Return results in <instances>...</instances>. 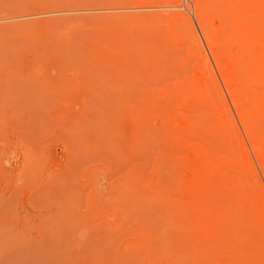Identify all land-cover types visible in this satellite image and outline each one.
I'll return each instance as SVG.
<instances>
[{"label": "rangeland", "instance_id": "1", "mask_svg": "<svg viewBox=\"0 0 264 264\" xmlns=\"http://www.w3.org/2000/svg\"><path fill=\"white\" fill-rule=\"evenodd\" d=\"M192 1L0 0V264H264V0Z\"/></svg>", "mask_w": 264, "mask_h": 264}, {"label": "bare ground", "instance_id": "2", "mask_svg": "<svg viewBox=\"0 0 264 264\" xmlns=\"http://www.w3.org/2000/svg\"><path fill=\"white\" fill-rule=\"evenodd\" d=\"M194 1V3L197 5H195L196 7H198L197 9H199V13H198V17L199 16H201V18H198L199 20H200V23H201V25L203 26L204 24L206 25V28H208V22H209V19L207 20V16L205 15L206 14V7H205V4H203V1H205V0H193ZM192 1V2H193ZM236 2H239V1H237L236 0ZM205 3V2H204ZM232 3H233V1H232ZM235 4V3H234ZM237 5H239V4H237ZM235 6V5H234ZM208 7V6H207ZM232 7V6H231ZM210 8V7H209ZM233 8V7H232ZM238 8V7H237ZM196 9V10H197ZM234 9V8H233ZM237 10V9H236ZM197 12H198V10H197ZM196 12V13H197ZM200 14V15H199ZM201 19L203 20V21H201ZM204 23V24H203ZM202 28H204V27H202ZM213 28V27H212ZM208 29H211V27L209 26V28ZM203 30H205L206 31V29H203ZM205 31H204V33H205ZM208 31H210V30H208ZM208 31H206L207 33H208ZM210 32H212V33H210ZM208 34V39H209V42L210 43H208V44H212V47H210V48H212L211 49V52H212V55H214V58H215V61H216V65L219 67V69H220V72H221V75H222V77H223V80H224V82L227 84V86H228V89H229V93H230V96H231V98H232V101L234 102V104H235V106H236V111L238 112V114L240 115V117H241V120H242V123H243V127L245 128V131H246V135H248V138L250 139V143H251V145H252V148H253V150H254V152H255V154H256V157H257V159H258V162H259V164H260V167H261V170L263 171V174H264V145L262 144V142H263V140L261 139V137L264 135V133H263V135L261 136L260 134H261V130L260 131H256V130H254V129H256L255 127H253L252 126V124H251V122L246 118V112L248 111V110H245V106H244V104H241V101H240V99H241V97H242V94H240V93H238L237 91L239 90V87L238 86H235L236 88H234V83H235V81H234V79L235 78H231V76H232V72H230V69H231V64L229 63V62H227L226 61V59H225V57H227V56H225V54H223V51H224V49H223V51L222 50H220V47L221 46H219L218 45V42H217V45H218V47L219 48H217V46L215 45L216 44V42L214 41V39H215V37H217L216 35H214V32L215 31H213V30H211ZM205 35V34H204ZM207 37V36H206ZM217 39H218V37H217ZM219 40V39H218ZM208 42V41H207ZM215 42V43H214ZM221 48H223V47H221ZM221 51V52H220ZM264 60V59H263ZM228 63H229V65H228ZM233 69H235V67L233 68ZM235 73V75H236V73L237 72H234ZM233 73V74H234ZM233 77V76H232ZM233 80V81H232ZM233 82V83H232ZM238 87V88H237ZM236 89V90H235ZM239 95L241 96L240 98H239ZM262 100H264V99H262ZM260 104H261V102H259ZM244 106V107H243ZM257 132H259V134L257 133ZM260 135V136H259ZM264 137V136H263ZM255 194V192H252V194ZM253 194V195H254ZM262 210H263V208H262ZM264 211V210H263ZM262 211V212H263ZM260 212V211H259ZM261 213V212H260ZM260 218V217H259ZM262 221V220H261ZM264 223V222H263ZM258 225H261V222H260V224H258ZM263 227V226H262ZM258 239V238H257ZM260 243V242H259ZM264 243V242H263ZM255 247V246H254Z\"/></svg>", "mask_w": 264, "mask_h": 264}]
</instances>
